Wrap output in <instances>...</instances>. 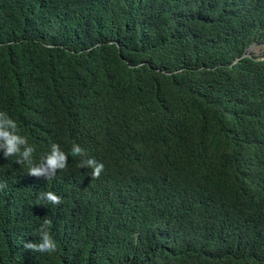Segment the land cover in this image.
<instances>
[{
    "label": "trees",
    "instance_id": "obj_1",
    "mask_svg": "<svg viewBox=\"0 0 264 264\" xmlns=\"http://www.w3.org/2000/svg\"><path fill=\"white\" fill-rule=\"evenodd\" d=\"M256 44L264 0H0V111L33 165L87 151L48 179L0 150V264H264Z\"/></svg>",
    "mask_w": 264,
    "mask_h": 264
},
{
    "label": "clouds",
    "instance_id": "obj_2",
    "mask_svg": "<svg viewBox=\"0 0 264 264\" xmlns=\"http://www.w3.org/2000/svg\"><path fill=\"white\" fill-rule=\"evenodd\" d=\"M0 150L3 151L5 158L15 156L18 158L17 162L28 164L31 175L44 176L48 179H52L58 170H63L67 167V157L69 155L71 157L87 156L86 149L79 144L74 143L68 154L61 151L58 145H53L49 154L39 164L33 165L35 147L29 144L26 136L21 133L17 122L6 111H0ZM80 166L91 169V175L94 178H99L105 169L104 163L93 157L82 159ZM4 187L5 184L0 183V189ZM41 199L52 206H57L61 203V199L52 192L43 194ZM50 228L51 222L44 221L39 230L40 242L38 244H26L25 247L40 254L55 252L57 242L50 234Z\"/></svg>",
    "mask_w": 264,
    "mask_h": 264
},
{
    "label": "rangeland",
    "instance_id": "obj_3",
    "mask_svg": "<svg viewBox=\"0 0 264 264\" xmlns=\"http://www.w3.org/2000/svg\"><path fill=\"white\" fill-rule=\"evenodd\" d=\"M251 53H254L258 56H262L264 54V45H255L251 49Z\"/></svg>",
    "mask_w": 264,
    "mask_h": 264
}]
</instances>
